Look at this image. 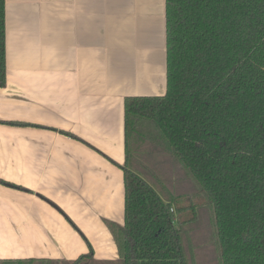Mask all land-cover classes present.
<instances>
[{"label":"crops","instance_id":"obj_1","mask_svg":"<svg viewBox=\"0 0 264 264\" xmlns=\"http://www.w3.org/2000/svg\"><path fill=\"white\" fill-rule=\"evenodd\" d=\"M5 65L0 261L121 264L124 99L165 94V0H5Z\"/></svg>","mask_w":264,"mask_h":264},{"label":"trees","instance_id":"obj_2","mask_svg":"<svg viewBox=\"0 0 264 264\" xmlns=\"http://www.w3.org/2000/svg\"><path fill=\"white\" fill-rule=\"evenodd\" d=\"M165 48V94L124 99V225L106 223L120 261L192 264L193 218L175 222L181 201L148 165L171 156L205 201L219 264H264V0H165ZM5 74L0 0V87Z\"/></svg>","mask_w":264,"mask_h":264},{"label":"rangeland","instance_id":"obj_3","mask_svg":"<svg viewBox=\"0 0 264 264\" xmlns=\"http://www.w3.org/2000/svg\"><path fill=\"white\" fill-rule=\"evenodd\" d=\"M148 165L169 193L174 197H178L181 201L178 206H173L176 216L175 222L178 223V220L193 218L192 222L184 226L186 235L183 237V243L187 258L191 259L192 257V264H219L218 250L213 241L211 216L204 199L197 195L194 184L171 156L156 158ZM151 180L153 184L160 186L157 181H153L152 177ZM176 207H187L190 210L178 216ZM190 207H193V209ZM192 211H195V217ZM92 261L84 259V262L80 264H96Z\"/></svg>","mask_w":264,"mask_h":264}]
</instances>
